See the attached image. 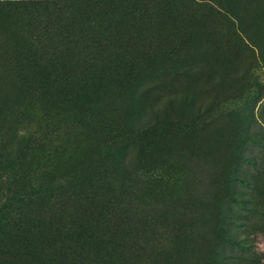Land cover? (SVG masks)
<instances>
[{
  "label": "rangeland",
  "instance_id": "rangeland-1",
  "mask_svg": "<svg viewBox=\"0 0 264 264\" xmlns=\"http://www.w3.org/2000/svg\"><path fill=\"white\" fill-rule=\"evenodd\" d=\"M56 2H0V111L85 110L142 137H38L35 166L96 151L125 175L113 183L139 213L113 264H264V0Z\"/></svg>",
  "mask_w": 264,
  "mask_h": 264
},
{
  "label": "trees",
  "instance_id": "trees-1",
  "mask_svg": "<svg viewBox=\"0 0 264 264\" xmlns=\"http://www.w3.org/2000/svg\"><path fill=\"white\" fill-rule=\"evenodd\" d=\"M14 1L33 7L62 3ZM69 1L98 4L107 0ZM12 106L0 111V264H113L112 255H129L126 248L135 222L130 215L139 213L131 205L140 197L123 186L116 188L113 179L122 177V181L125 175L103 169L104 159L97 158L96 151L88 165L85 160L76 166L51 163L48 155H43L41 160L57 167L48 168L46 163L36 167L39 152L50 146L42 143L34 148L32 143L45 139L77 146L87 142L100 149L105 140L140 138L142 131L97 127V117L85 110L74 116L72 112H48L40 117L15 101ZM37 119L52 126L46 131L22 129L26 123H39L34 122ZM71 120L78 126L70 127ZM103 121L101 124L106 123Z\"/></svg>",
  "mask_w": 264,
  "mask_h": 264
}]
</instances>
